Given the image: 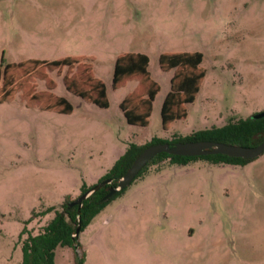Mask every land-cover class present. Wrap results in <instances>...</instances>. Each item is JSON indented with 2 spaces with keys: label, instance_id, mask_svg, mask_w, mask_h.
<instances>
[{
  "label": "rangeland",
  "instance_id": "rangeland-1",
  "mask_svg": "<svg viewBox=\"0 0 264 264\" xmlns=\"http://www.w3.org/2000/svg\"><path fill=\"white\" fill-rule=\"evenodd\" d=\"M194 51L204 76L186 116L163 129L159 108L172 71L157 56ZM124 52L144 53L159 86L146 126L126 123L118 107L132 82L110 87ZM67 55L91 63L107 106L67 92L64 69L47 75L70 113L25 105L19 92L0 103V264H19L27 236L104 179L131 144H173L264 112V0H0V72ZM29 84L45 89L37 78ZM76 243V251L56 246L53 264H76L81 254L82 264H264V152L243 164L149 163Z\"/></svg>",
  "mask_w": 264,
  "mask_h": 264
},
{
  "label": "trees",
  "instance_id": "trees-1",
  "mask_svg": "<svg viewBox=\"0 0 264 264\" xmlns=\"http://www.w3.org/2000/svg\"><path fill=\"white\" fill-rule=\"evenodd\" d=\"M201 54L194 52H161L157 56L158 67L163 71L171 70L169 89L164 95L159 108L160 124L166 129L169 124L186 116L185 105L193 101L204 76V69L199 65ZM148 57L140 52L117 54L112 65L110 87L117 89L127 81H135L134 88L127 92L118 103L124 120L130 125L146 126L152 108V101L159 90L157 82L149 75ZM64 69L61 82L64 89L98 107L107 106L105 85L94 76L91 63L80 56H63L52 60L29 58L15 63L5 64L0 72V103L13 98L19 92L25 105H36L39 109L56 113H70L72 106L63 96L52 92L54 82L47 73L60 72ZM44 81L45 89L36 91L29 84V79ZM22 86V89L19 87ZM24 86V88H23ZM18 87V89H17ZM264 138V114L258 118L238 119L234 123L208 130L194 132L176 141L208 140L235 145H253ZM163 142L153 138L146 145L131 144L120 156L105 178H111L105 184L88 194L78 209L79 230L105 204L120 192L115 191L103 199L108 186H114L125 172L132 159L147 145ZM171 145V143H169ZM204 158L212 163L243 164L249 159L225 154H203L198 156L171 155L165 152L152 157L146 165L169 158L170 162L184 164L190 159ZM146 165L137 173L138 176ZM135 176V177H136ZM87 190L84 189L82 193ZM69 199L60 204V209L34 235H28L22 245V258L19 264H53V250L56 246L77 248L74 228L77 221V205L68 206ZM76 264H82V254L77 255Z\"/></svg>",
  "mask_w": 264,
  "mask_h": 264
},
{
  "label": "water",
  "instance_id": "water-1",
  "mask_svg": "<svg viewBox=\"0 0 264 264\" xmlns=\"http://www.w3.org/2000/svg\"><path fill=\"white\" fill-rule=\"evenodd\" d=\"M264 114L255 113L251 118H257ZM165 152L171 155L180 156H198L203 154H225L233 157H241L245 159H251L262 152H264V138L253 145L243 146L235 145L224 142L208 141V140H196V141H177L171 145L165 142H158L145 146L130 162L125 172L118 178L114 186H108L107 192L104 194L103 199L111 196L115 191L128 185L137 173L146 165V163L158 153ZM112 181L111 178H104L97 182L79 196L74 198L68 203V206L77 205V221L74 228V234L77 235L79 231V219L78 209L81 201L91 192L97 190L105 184H109Z\"/></svg>",
  "mask_w": 264,
  "mask_h": 264
},
{
  "label": "crops",
  "instance_id": "crops-1",
  "mask_svg": "<svg viewBox=\"0 0 264 264\" xmlns=\"http://www.w3.org/2000/svg\"><path fill=\"white\" fill-rule=\"evenodd\" d=\"M169 78H170V77H169ZM127 82H128V81H127ZM130 82H132V84H131V87L128 89L127 92L131 91V90L134 88V86L136 85V82H135V81L132 80V81H130ZM125 84H126V83H125ZM168 89H169V88H168ZM167 91H168V90H167ZM167 91H166V92H167ZM127 92H126V93H127ZM166 92H165V94H166ZM126 93H125V94H126ZM125 94H124V95H125ZM165 94H164V95H165ZM163 97H164V96H163ZM162 99H163V98H162ZM162 99H161V101H162ZM197 249H198V253L200 254L201 246H200V245H198V246L196 245V253H197Z\"/></svg>",
  "mask_w": 264,
  "mask_h": 264
},
{
  "label": "flooded vegetation",
  "instance_id": "flooded-vegetation-1",
  "mask_svg": "<svg viewBox=\"0 0 264 264\" xmlns=\"http://www.w3.org/2000/svg\"><path fill=\"white\" fill-rule=\"evenodd\" d=\"M249 118H251V116H250ZM257 118H258V117H257ZM252 119H255V118H252Z\"/></svg>",
  "mask_w": 264,
  "mask_h": 264
}]
</instances>
